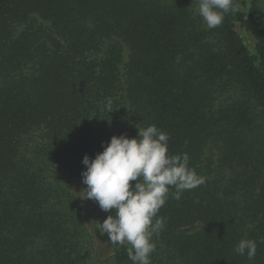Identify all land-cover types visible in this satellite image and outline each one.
<instances>
[{"label": "trees", "instance_id": "16d2710c", "mask_svg": "<svg viewBox=\"0 0 264 264\" xmlns=\"http://www.w3.org/2000/svg\"><path fill=\"white\" fill-rule=\"evenodd\" d=\"M237 4L207 29L198 0H0V264H132L82 160L151 125L205 180L170 190L151 264H264V0Z\"/></svg>", "mask_w": 264, "mask_h": 264}, {"label": "clouds", "instance_id": "9594fccd", "mask_svg": "<svg viewBox=\"0 0 264 264\" xmlns=\"http://www.w3.org/2000/svg\"><path fill=\"white\" fill-rule=\"evenodd\" d=\"M238 11L237 0H198L197 14L207 29L220 26L228 13ZM111 99L104 108L111 112ZM167 133L156 125L139 128L136 138L125 134L113 136L95 158L85 155L82 183L86 188L80 198L93 200L101 210L110 212L99 225L114 246L130 245L128 258L132 264H151L155 251L154 236L163 229L165 220L158 212L165 205L170 190L179 200L183 191L202 185L205 180L189 167V157L168 154ZM130 181L136 183L131 184ZM261 242H264L262 240ZM234 251L254 259L257 242L241 238Z\"/></svg>", "mask_w": 264, "mask_h": 264}, {"label": "rangeland", "instance_id": "374dc122", "mask_svg": "<svg viewBox=\"0 0 264 264\" xmlns=\"http://www.w3.org/2000/svg\"><path fill=\"white\" fill-rule=\"evenodd\" d=\"M250 40V42H253V40L250 38L249 39ZM86 187H82V191L85 189ZM83 209H84V211L85 212H87V213H91L92 215H94L95 216V218H97V215H98V213L100 214V211H99V207H98V203H96L95 201H93V200H86L85 201V203H84V206H83ZM114 215V214H113ZM106 218L105 217H103V218H97L96 219V223H98V224H102L103 223V221L105 220ZM97 224V226H98V230H97V235H99V237L100 236H103V237H106L107 236V234H101L100 233V231H99V225ZM108 237V236H107ZM109 238V237H108Z\"/></svg>", "mask_w": 264, "mask_h": 264}]
</instances>
